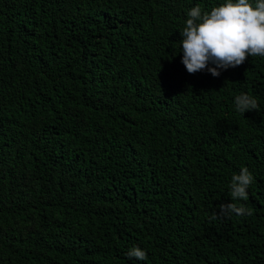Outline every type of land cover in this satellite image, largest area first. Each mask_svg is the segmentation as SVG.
Returning a JSON list of instances; mask_svg holds the SVG:
<instances>
[{
    "label": "trees",
    "instance_id": "1",
    "mask_svg": "<svg viewBox=\"0 0 264 264\" xmlns=\"http://www.w3.org/2000/svg\"><path fill=\"white\" fill-rule=\"evenodd\" d=\"M225 2L0 0V264H264V57L181 63L187 13Z\"/></svg>",
    "mask_w": 264,
    "mask_h": 264
},
{
    "label": "clouds",
    "instance_id": "2",
    "mask_svg": "<svg viewBox=\"0 0 264 264\" xmlns=\"http://www.w3.org/2000/svg\"><path fill=\"white\" fill-rule=\"evenodd\" d=\"M183 31L181 63L189 74L207 71L219 78L221 70L242 66L249 57H264V0H226L210 12L197 5L188 13ZM238 113L259 109L258 102L249 94L235 97ZM254 177L247 167L232 176L231 198L247 200V189ZM233 214L251 215V210L236 203L221 204L212 219L230 217ZM126 255L140 261L147 260V252L138 246Z\"/></svg>",
    "mask_w": 264,
    "mask_h": 264
}]
</instances>
